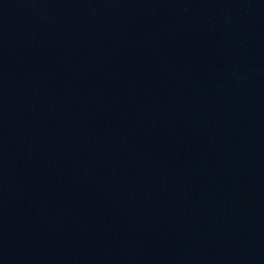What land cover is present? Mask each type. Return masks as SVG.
<instances>
[{"label": "water", "instance_id": "water-1", "mask_svg": "<svg viewBox=\"0 0 264 264\" xmlns=\"http://www.w3.org/2000/svg\"><path fill=\"white\" fill-rule=\"evenodd\" d=\"M0 264H264V0H0Z\"/></svg>", "mask_w": 264, "mask_h": 264}]
</instances>
